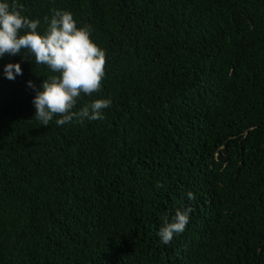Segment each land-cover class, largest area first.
<instances>
[{
	"label": "trees",
	"instance_id": "obj_1",
	"mask_svg": "<svg viewBox=\"0 0 264 264\" xmlns=\"http://www.w3.org/2000/svg\"><path fill=\"white\" fill-rule=\"evenodd\" d=\"M8 2L91 26L105 75L74 110L111 106L45 127L26 82L57 74L0 58V264H264V0Z\"/></svg>",
	"mask_w": 264,
	"mask_h": 264
},
{
	"label": "clouds",
	"instance_id": "obj_2",
	"mask_svg": "<svg viewBox=\"0 0 264 264\" xmlns=\"http://www.w3.org/2000/svg\"><path fill=\"white\" fill-rule=\"evenodd\" d=\"M8 0H0V58L5 55L20 56L21 62L34 59L35 64L46 66L52 75L39 86L26 82L35 92L31 101L34 117L47 127L55 119L57 126L72 121L83 124L103 120L104 109L111 106V99H95L76 109L78 99L101 91L104 78L105 50L92 39L90 25L77 26L71 12L52 10L44 17L47 28L38 32L40 19L22 15ZM31 61V60H30ZM3 76L8 80L22 74L20 63L3 66ZM189 199L193 196L187 193ZM191 209H176L169 219H163L156 235L159 242L167 245L175 235L182 233L188 224Z\"/></svg>",
	"mask_w": 264,
	"mask_h": 264
}]
</instances>
